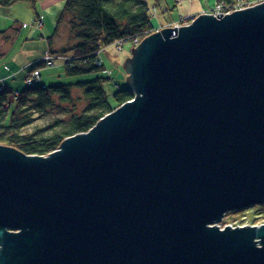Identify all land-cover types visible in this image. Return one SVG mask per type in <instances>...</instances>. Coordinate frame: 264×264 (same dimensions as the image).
<instances>
[{"label": "water", "instance_id": "water-1", "mask_svg": "<svg viewBox=\"0 0 264 264\" xmlns=\"http://www.w3.org/2000/svg\"><path fill=\"white\" fill-rule=\"evenodd\" d=\"M221 14L131 48L87 133L0 145V264H264V224L215 225L264 203V1Z\"/></svg>", "mask_w": 264, "mask_h": 264}, {"label": "trees", "instance_id": "trees-1", "mask_svg": "<svg viewBox=\"0 0 264 264\" xmlns=\"http://www.w3.org/2000/svg\"><path fill=\"white\" fill-rule=\"evenodd\" d=\"M18 1L34 6L40 0H0V6L7 8ZM62 21L67 23L71 41L62 49L73 56L64 67L68 76L102 71L103 66L90 62L94 51L115 39L140 35L152 26L145 0H64L55 32ZM0 35L5 42L12 33L4 29ZM105 79L97 75L66 84L24 86L13 102L7 90L0 91V144L14 146L27 154L45 155L65 137L88 130L105 113L132 97V91L123 88L115 91L110 100L103 86ZM45 116L48 119L42 125L34 123Z\"/></svg>", "mask_w": 264, "mask_h": 264}, {"label": "rangeland", "instance_id": "rangeland-1", "mask_svg": "<svg viewBox=\"0 0 264 264\" xmlns=\"http://www.w3.org/2000/svg\"><path fill=\"white\" fill-rule=\"evenodd\" d=\"M215 0H196L189 3L188 0H145L149 8L151 15V23L153 27L158 28L162 25L165 19L174 17L178 14L186 13L189 7L195 8V11H199L204 5H212ZM64 0H40L34 6L28 2L18 1L11 6L4 8L0 12V29L5 28L4 20H7L6 26H17L19 30L16 33H12L11 38L8 41L0 43V49L2 54L0 55V79L3 80L5 86L10 89L9 98L10 101H14L16 91L22 89L25 84L23 82V75L25 73V66H30L38 59L45 49L50 51H56L64 48L66 25L65 21H62L61 27L58 32H55L53 27L56 25V18L59 10L63 6ZM155 7V14L152 15L151 8ZM36 13L44 15V23L41 30H30L29 24L36 16ZM26 24L27 27L22 28L20 25ZM41 36L39 37L38 35ZM55 36L52 43V38ZM53 44V46H51ZM131 42H125L123 50L120 53L123 56L121 59L126 58L129 55L125 54V51L130 49ZM106 53L102 55L107 62L105 63V71H99L97 73L90 74L88 76H68L65 74L61 61H57L54 67L42 68L41 80L35 84L47 85V84H66L76 82L78 80H86L100 75L108 77L109 79L103 83V86L110 99V94L116 89L117 85L125 86L127 83L125 76L126 71L123 69L121 61H110L113 51L111 45L106 47ZM125 54V55H124ZM6 66L8 71H4L3 67ZM12 74L11 78L7 75ZM48 116L40 117L34 123L42 125ZM31 129V128H29ZM260 211V212H259ZM244 219L247 223H260L264 222V203L254 204L238 210L228 211L225 213L222 221L217 223L220 227L232 223H244Z\"/></svg>", "mask_w": 264, "mask_h": 264}, {"label": "bare ground", "instance_id": "bare-ground-1", "mask_svg": "<svg viewBox=\"0 0 264 264\" xmlns=\"http://www.w3.org/2000/svg\"><path fill=\"white\" fill-rule=\"evenodd\" d=\"M188 1H189L190 5H191V3L194 2V1H196V0H188ZM263 1L264 0H230L229 2H225L224 0H215L213 2V4L210 5V6L202 4L201 5L202 8H200L199 11H195L194 10L195 9L194 7L193 8L189 7V10H187L186 13L178 14V15H176L174 17H169V18L165 19L164 23L162 25H160L158 28L153 27V25L151 23L152 26L150 27V29L143 31L142 34H140V35H136L133 38H120V39H115L111 44H109V45L112 46L113 51L116 52V53H113L112 54V58H111L110 61H114V62L121 61L120 64H122V67H123V62H124V60L126 58L121 59L123 56H121V54H117V53H120V52L124 51L123 50V45H124L125 42H128V41L131 42V47H130V49H128V50L125 51V54L126 55H129L127 57L132 58L133 52L131 51V48H136L145 37L149 36L150 34H152L154 32H157V31H159V33H160L161 32V29H163V28H166V27L174 28V26H176V34H173L174 36H176L177 35V32H178V29H179V26H187L194 19H196L200 14H212L213 16H217L218 13H222L221 16H224L225 14H230L231 12H233L235 10L244 9L243 8V5L241 7H239V8H236L235 7L236 2H243V4L246 3V2H248V5H249L248 7H251V6H254L256 4H259V3L263 2ZM201 2H202V0H201ZM245 8H247V7H245ZM2 9H4V8H2L0 6V12H1ZM151 12H152V15L155 14V7H152L151 8ZM148 13H149V8H148ZM149 16H150V21H151V15H150V13H149ZM55 18L57 20V17L56 16H55ZM38 19H41L42 22H40ZM3 23H4L3 26L5 28L0 29V30L8 29V32L9 33H14V32L17 31L16 27L11 28L12 27L11 25L6 26V24L8 23L7 20H4ZM43 23H44V15L41 14V13L40 14L37 13L36 16L33 17V20L31 21V23L29 24L30 30H32V31L39 30L40 31L41 28L43 27ZM13 26H15V25H13ZM21 27L24 28V27H27V25L26 24H21ZM60 27L61 26H59L58 29ZM53 28H54L53 30L55 31V29L57 28L56 25ZM68 31H66V33H65V38H66L65 43L70 44L71 41L68 40V39H70V37L68 35ZM38 36L40 37L41 34L38 35ZM54 38H55V36L52 38V43L54 41ZM2 41H4V40H1V38H0V43H2ZM109 45L100 46L96 51H94V53H92L93 57H92V60L90 62L92 64H94L95 66H97V67H102L103 66L102 67V71H105V63L107 62V60L104 57H102V55H104V53H106V55H107L106 47L109 46ZM51 46H53V44H51ZM68 53L71 55L70 52H63V49L56 50L54 52L53 51H50L49 49H45L43 51L42 55L31 64V67L28 66V65L25 66V68H24L25 69V73H24L23 79H22L23 82H24V84H25V86L34 85L37 81H40L41 80V73H40V71L42 70V68L54 67L56 65V62L58 60L61 61L60 64L63 66V69H64L66 63L73 60V56L71 55V57H70L68 55ZM58 56H62L64 60L57 59ZM123 69L125 70V67H123ZM3 70L4 71H8V68L6 66H4L3 67ZM34 70H38V73L37 74H34ZM126 74H127V76L130 75V71L129 72H126ZM7 76H8V78H11L12 74L9 73V75H7ZM108 79L109 78L106 77V79L104 80V82L106 80H108ZM126 83L127 84L125 86H123V85H119L118 86L117 85L116 89L113 90V92L110 94V100L113 99V93L115 91H117L119 89H123V88L124 89H130L132 91V97L130 99L122 102L121 104H119L114 109L120 107V105H122L125 102L132 101V100L135 99V96H136L135 90L132 88V86L130 85V83L128 81ZM0 87L2 88V89H0V91L7 90L8 93L10 92V89H8V87L5 86V84H4V82H3L2 79H0ZM18 92L19 91L14 92L15 93V96L18 94ZM139 95H141V94L139 93ZM109 113H111V111L105 113V115H103L100 119H102L103 117H105ZM99 120H97V122ZM96 123L94 125H96ZM88 130L81 131V132H78V133H87ZM75 134H77V133H75ZM71 136L72 135L67 136L64 139H66L68 137H71ZM0 145H2V144H0ZM5 146H9V145H5ZM9 147H13L14 149L22 152L24 155H36V154H27V153H24L23 151L19 150L18 148L14 147V146H9ZM58 149H59V147H57L56 149L50 151L49 153H51L53 151H56ZM49 153H47L45 155H40V156H47V155H49ZM223 217H222V219H223ZM222 219L220 221H222ZM220 221H218L217 223H219ZM242 222H244V223H235V224L229 223V224H226V225H224L222 227H220L219 224L217 225V223H215V225H217V226H219V228L223 229L226 226H230L231 228H235L237 226L238 227H243L245 225L259 227L260 225L264 224V222H260V223H247V222L244 221V219H242ZM16 231H18V230H16ZM255 240H259V238H254L253 241H255ZM255 245L256 246H261V243H259V242L256 241Z\"/></svg>", "mask_w": 264, "mask_h": 264}, {"label": "built area", "instance_id": "built-area-1", "mask_svg": "<svg viewBox=\"0 0 264 264\" xmlns=\"http://www.w3.org/2000/svg\"><path fill=\"white\" fill-rule=\"evenodd\" d=\"M242 5H243V8L249 6V5H248V2H246V3H244V4H243V2H236L235 7H236V8H239V7H241ZM38 20H39L40 22H42L41 19H38ZM57 59L64 60L62 56H58ZM57 59H56V60H57ZM55 62H56V61H55ZM37 73H38V70H34V74H37ZM0 89H2V88L0 87Z\"/></svg>", "mask_w": 264, "mask_h": 264}]
</instances>
